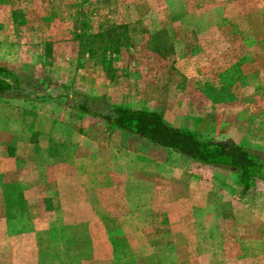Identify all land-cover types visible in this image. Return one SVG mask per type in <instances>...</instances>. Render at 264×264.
I'll use <instances>...</instances> for the list:
<instances>
[{
    "label": "rangeland",
    "instance_id": "obj_1",
    "mask_svg": "<svg viewBox=\"0 0 264 264\" xmlns=\"http://www.w3.org/2000/svg\"><path fill=\"white\" fill-rule=\"evenodd\" d=\"M0 5V67L11 73L5 79L16 88L0 96V165L15 157L8 140L14 135L29 141L21 149L36 148L38 164L53 163L50 177H60L61 163L69 165L70 194L76 195L79 179L91 180L89 191L101 179L94 193L111 190L118 208L132 197L133 207L150 210L188 209L197 174L198 181L213 186L202 209L217 216L207 222L214 228L232 222L226 211L234 202L224 194L243 189L239 173L160 146L163 152L156 151L152 142L84 114L75 104L84 95L157 112L203 140H232L264 152V0H0ZM108 139L116 146L111 155L100 145ZM21 167L23 178L28 169ZM36 175L43 181V168ZM142 176L143 188L133 181ZM17 187L0 185V200L5 199L0 227L47 225L64 232L38 233L36 255L28 254L23 240L11 247L22 233L0 234V264H26L27 257L38 264L92 262L94 234L78 231L91 218L64 214L56 185L52 197L37 201L23 199L30 185ZM125 219L113 218L118 224ZM131 220L141 224L140 217ZM148 220L149 232L106 234L114 242L113 264H156L160 251L163 258L174 257L171 248H154L163 242L179 244L182 259L192 255L187 222L185 232L172 233L171 225L157 231L168 226L166 217ZM221 235L212 234L215 240Z\"/></svg>",
    "mask_w": 264,
    "mask_h": 264
},
{
    "label": "crops",
    "instance_id": "obj_2",
    "mask_svg": "<svg viewBox=\"0 0 264 264\" xmlns=\"http://www.w3.org/2000/svg\"><path fill=\"white\" fill-rule=\"evenodd\" d=\"M2 114L3 113H1V116ZM2 117H4V114ZM32 127L33 126H29L26 130L34 131ZM44 134L46 135V132H44ZM13 137L15 140L12 139ZM8 140H12L13 142L15 157L7 159L10 160L7 164L3 162L0 165V185L5 186L13 184L17 185V188H19L21 184H26V186L30 185V187L23 188V199L25 201H37L41 200L42 197H45L44 199L46 200L47 197H52V186L56 185L58 198L60 199V208L64 209V214H69L70 212L69 215L91 218L83 222L84 227L88 226L87 230L83 226L82 228H78V231H89V233L94 234L92 238L94 258L92 262H90L91 264H113L111 250L114 247V242L110 241L108 238L109 236L106 234L116 231L137 232L143 231V228L145 231H148L149 217H166L169 223L168 226L165 223L162 227L161 221H158V225L162 228L156 227L158 228L157 231L162 229L163 232L169 231L170 225L172 233L185 232V229L182 230V228L185 227L187 222V231L190 234L187 244L190 254L192 255L182 259L178 255L179 244L174 242H163V246L159 247L157 244L154 248L159 250L162 248H171L174 250V257L163 258L164 254L160 251L157 254L156 264H264V181L259 179L251 180L249 187L246 189L244 183L238 180L239 185H242L243 189L239 188L234 193V189L232 188L230 196L224 194L227 200L231 197V202H234V207L231 209L226 208V210L230 209L228 211L224 210V212L226 211V213H228V216L232 217V222L226 225L218 224V226L214 228L212 223L207 222V219L211 220L217 215L214 214L212 209H202L204 206L207 207L208 202H210L208 195H210L209 193H211L213 186L211 183H201L198 181L200 178H198L197 174L193 176L194 183H191L193 184V190L190 189L187 199L190 207L184 209V211L175 210L174 208H152V210H150V208H143L142 205L140 207H133L132 197L128 199L130 202L128 206L118 208L116 196L112 194L111 190L103 189L94 193L95 187H99L103 180L99 179L98 182H95L92 185V191H89L88 186L92 184V182H90L91 180L85 178L79 179L76 195L70 194L69 176L67 173L69 165L67 163H61V175L59 178L54 179L49 176V172L53 169V163H50L48 166L45 164H38V161H36L37 157L33 154L36 149L33 148L34 146L21 149L22 145L25 146L28 144V140H21L14 135L10 136ZM100 145L103 146L105 149L104 151H108L107 153L110 155L112 152L116 153V146L112 145L110 139L101 142ZM154 149H156V151H162L158 145H154ZM5 151L6 150L3 152ZM152 159L156 160L154 157H152ZM21 164L24 170L25 168L28 169V171L25 172L26 177L23 178ZM142 164L143 161L141 164H136L135 166L142 167ZM218 167L222 168L220 166ZM42 168L45 174L44 180L42 181V179H40L38 181L36 172H38V169ZM39 172L41 173V170ZM193 178L191 180H193ZM23 180H25L26 183ZM133 181L136 185L143 188L147 183V177L142 176ZM36 184H44L45 186L42 188L40 186L34 187ZM107 184L110 186L109 182H107ZM81 186H83V188H81ZM1 191H4V189L1 188ZM55 197H57V195ZM138 197L143 201V195H138ZM12 199H14V196ZM0 201L4 202L5 199L3 198ZM70 201H76L77 204L73 205ZM159 213H162V215ZM219 213L218 216L221 218L223 216V211H219ZM0 215H2V213H0ZM118 217L126 218L125 224H118L115 222L116 220H113V218ZM133 217H140L139 222L141 224H133L131 220ZM9 227L8 225L0 227V234H2V237L8 238V234L12 231L22 233L23 235H19L18 240L13 242L11 247L13 248L20 240H23V243L26 242V246L28 245V254L33 251V255L37 254L35 238L38 233L48 231L64 232V230L59 227L56 229H49L47 225L43 227L34 225L27 228H11L12 230H10ZM152 230L153 229H151V231ZM213 233H220L222 235L219 237V240H215L212 236ZM95 234H99V236L97 237ZM197 236L199 242L196 241ZM3 243H8V241H4ZM102 250L105 251L104 254ZM82 262V264H84L83 259ZM25 263L38 264L36 259L32 260L30 257H27Z\"/></svg>",
    "mask_w": 264,
    "mask_h": 264
},
{
    "label": "trees",
    "instance_id": "obj_3",
    "mask_svg": "<svg viewBox=\"0 0 264 264\" xmlns=\"http://www.w3.org/2000/svg\"><path fill=\"white\" fill-rule=\"evenodd\" d=\"M10 74L0 67V96L6 91L16 89L5 79ZM78 98L80 101L75 104L78 111L101 118L118 129L204 165L221 166L232 173H239L240 180L246 189L251 180L264 181V152L262 151L242 147L232 140H203L191 131L169 125L157 112L115 106L102 99L84 95H78Z\"/></svg>",
    "mask_w": 264,
    "mask_h": 264
}]
</instances>
